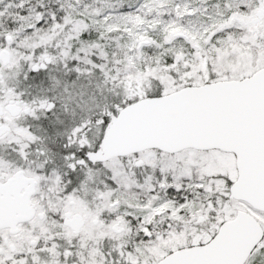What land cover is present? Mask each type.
<instances>
[{
    "label": "snow or ice",
    "instance_id": "snow-or-ice-1",
    "mask_svg": "<svg viewBox=\"0 0 264 264\" xmlns=\"http://www.w3.org/2000/svg\"><path fill=\"white\" fill-rule=\"evenodd\" d=\"M0 264H264V0H0Z\"/></svg>",
    "mask_w": 264,
    "mask_h": 264
}]
</instances>
